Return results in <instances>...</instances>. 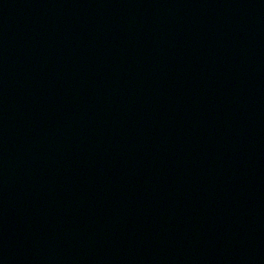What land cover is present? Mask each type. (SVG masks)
Listing matches in <instances>:
<instances>
[{
    "label": "water",
    "instance_id": "95a60500",
    "mask_svg": "<svg viewBox=\"0 0 264 264\" xmlns=\"http://www.w3.org/2000/svg\"><path fill=\"white\" fill-rule=\"evenodd\" d=\"M0 264H264V0H0Z\"/></svg>",
    "mask_w": 264,
    "mask_h": 264
}]
</instances>
